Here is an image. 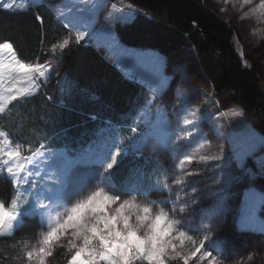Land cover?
<instances>
[{
	"label": "rangeland",
	"instance_id": "rangeland-1",
	"mask_svg": "<svg viewBox=\"0 0 264 264\" xmlns=\"http://www.w3.org/2000/svg\"><path fill=\"white\" fill-rule=\"evenodd\" d=\"M12 2L0 0V7L7 9L2 5ZM83 2L86 1L65 0L62 8L52 6L73 37L74 14H81L83 10L96 12L95 7L99 4L102 6L100 12L95 13L98 18L93 28L100 22L125 25L138 13L124 0ZM214 2L219 15L237 29L240 36L264 41L261 0ZM29 3L39 4L41 0H15L19 7L7 10H19ZM63 8L68 13L63 15ZM85 18L87 15L83 20H87ZM68 45L69 39L65 37L54 51H64ZM233 45L243 57L238 38H234ZM142 54L136 58L139 60L137 73L144 77L139 82L149 94L143 100L144 107L140 109L132 131L135 133L138 127L143 138L123 130L127 129L124 126L120 127V131H125L123 135L115 136L119 127L109 125L105 141L112 142L99 143L100 139L99 142H89L87 150L74 149L79 148L81 142L75 145L65 143L63 148L52 150L43 146L38 153L25 157L26 148L21 143L24 138L10 137L4 130L5 133L0 131V176L9 167L15 172L19 165L24 166L20 175L25 180L13 183L18 191L17 200L23 205L34 197L42 227L41 234L24 255V264H48L52 255L38 256L41 247L50 248L52 254L62 249L70 259L75 249L70 250L69 241L82 244V239L73 237L71 227L51 245L45 246L44 238L57 225L58 218L61 223L66 219L68 209L101 187L109 195H122L117 204L110 205L113 211L127 200L141 208L144 205L152 207V216L163 210L169 219L175 220L178 219L175 209H184L179 216L187 218L185 226L174 225L172 230L173 243L180 255L174 258L171 254L166 264H184V257H188V264H230L244 258L250 249L264 247V123L235 104L230 93L218 90L207 81L191 55L176 53L167 57L158 51ZM44 65L42 77L38 72H28L27 69L35 70L37 65L19 63L9 44L0 47V115L13 100L36 94L42 81L57 80L60 64L50 58ZM14 142L18 143L17 147L12 146ZM138 146L142 159L135 162L130 180L112 178V182L107 167L112 157L124 160ZM17 152L19 155H8ZM205 156H220L221 159L202 160L201 157ZM7 174L10 180L14 179ZM217 180L220 183H216ZM194 187L196 192L192 191ZM154 193L158 194L157 197L150 196ZM125 211L135 213L137 208ZM20 221L17 213L12 228L0 231V237L11 236ZM132 222H135L134 215ZM163 223L161 221V226ZM233 225L236 231L245 235L235 237L231 242L224 230L232 229ZM209 227L210 231L207 230ZM189 228L192 230L188 231ZM180 232H184L183 237ZM197 248L199 252H196ZM29 252L33 253L31 257ZM209 252L210 256L207 255Z\"/></svg>",
	"mask_w": 264,
	"mask_h": 264
},
{
	"label": "trees",
	"instance_id": "trees-1",
	"mask_svg": "<svg viewBox=\"0 0 264 264\" xmlns=\"http://www.w3.org/2000/svg\"><path fill=\"white\" fill-rule=\"evenodd\" d=\"M60 1L41 0L19 10L0 7V47L9 44L19 63L33 66L52 58L61 67L55 82L42 81L36 94L12 102L0 115V131L10 137L24 138L21 143L26 148L25 157L43 146L48 150L59 149L65 143L81 142L74 149L87 150L89 142H99V139V143L112 142L105 141L108 126L119 127L115 136L123 135L122 126L131 132L133 113L147 96L144 87L123 78L91 46L75 44L70 38L69 48L54 51L59 41L70 34L57 24L52 10ZM124 1L138 10L130 25L119 29L125 44L154 49L167 57L176 53L191 55L207 81L218 90L230 93L235 104L264 123V41L240 36L219 15L214 0ZM234 38L242 44L243 57L233 45ZM16 145L14 142L12 146ZM139 149L140 146L124 160L116 158L117 162L109 170L112 182V178L130 180L135 162L142 159ZM9 181L4 172L0 176V203L8 201L6 210L12 208V201L17 198V190ZM41 232L36 212L22 215L15 232L0 237V264H24V255ZM224 233L231 242L245 235L236 231L234 225ZM245 255L230 264H264V247L256 246ZM68 259L65 251L59 249L48 264H67Z\"/></svg>",
	"mask_w": 264,
	"mask_h": 264
},
{
	"label": "snow or ice",
	"instance_id": "snow-or-ice-1",
	"mask_svg": "<svg viewBox=\"0 0 264 264\" xmlns=\"http://www.w3.org/2000/svg\"><path fill=\"white\" fill-rule=\"evenodd\" d=\"M249 0H245L248 3ZM7 9H12L15 0L12 3H4L2 5ZM260 7L264 9V0H261ZM63 47V46H61ZM44 64H37L36 69L29 68L28 72H38L44 76ZM49 70L51 63L49 62ZM15 99V97H12ZM11 155H19V153H8ZM119 155V153H117ZM202 160L214 159L220 160V156L201 157ZM116 156L112 157V162L107 165L108 169H112L116 163ZM24 166H18L17 171H13L11 167L7 172L14 178L9 181L19 184L21 180H25L23 175ZM27 183V181H25ZM220 183V181H215ZM193 192L197 189L194 187ZM120 194L109 195L108 192L101 187L99 190L92 191L86 199L75 203L65 213L66 219L61 223L57 221V225L52 227L44 238V245L48 246L54 240H58L64 235L68 228L73 229V237L82 239V244H77L75 240H70V250L75 249L71 254L67 264H166L168 257L174 254V258L180 255L176 251V245L173 243L175 237L172 234L174 225L184 227V216H179L184 209L176 208L175 211L178 219L171 220L168 213L161 210L158 214L152 216V207L144 205L142 208L138 205L124 200L114 211L110 209V205L117 204L121 200ZM70 199V198H69ZM8 201L4 200L0 203V231L11 229L13 221L17 219L16 202L12 201L13 208L11 211L6 210ZM31 206V202H28ZM166 206V205H165ZM137 208L135 213L126 212V209ZM22 214V213H20ZM135 216V222H132V216ZM161 221H164L161 226ZM192 229L189 228L188 231ZM208 231L211 230L209 227ZM180 236H184V232H180ZM200 249L197 248L196 252ZM32 252L28 253L31 257ZM38 256L52 255L50 248L41 247ZM195 255V252L193 253ZM211 255V253H207ZM184 264H188V257H184Z\"/></svg>",
	"mask_w": 264,
	"mask_h": 264
},
{
	"label": "crops",
	"instance_id": "crops-1",
	"mask_svg": "<svg viewBox=\"0 0 264 264\" xmlns=\"http://www.w3.org/2000/svg\"><path fill=\"white\" fill-rule=\"evenodd\" d=\"M64 1L65 0L60 1L59 3H57V5L60 7L63 6ZM85 1L93 2L95 0H85ZM86 2H83V3L87 4ZM101 6H102L101 4L97 5L95 7L96 8L95 11L96 12L99 11V8H101ZM96 12L91 11L88 13L87 10H83L81 14H74L75 19L72 22V26H73L72 29H73L75 37L69 34L68 36L69 45L64 50L69 48L70 42H71L70 38L72 39V42H74L75 44H85V45L93 47L98 53H100L108 61V63L111 66H113L121 74L123 78H125L126 80L130 82H134L144 87L147 91V96H148L149 94L148 89L144 86V84L139 82V80H142L141 78H144V77H140L139 74L137 73V70H138L137 66L139 64V60H137L136 58H138L139 55H143L142 53H147L148 51H157V50L150 49V48L130 46V45L125 44L121 40V37L119 35V29L121 28L123 29L129 26L132 20L131 22L125 25H122V24L121 25L120 24L110 25L109 23L106 24L105 22H100L98 24V27L93 28L95 26L94 24L95 20H97L96 18H98V16L95 14ZM61 13L64 15L65 13H68V12L65 8H63ZM54 14L56 17L57 24L62 26V28H64L65 30H69L68 28H66V26H64L62 20L60 19L61 17L58 16L56 12H54ZM86 15H87V18L85 19L87 20H83L84 17H86ZM142 63H144L143 60H142ZM31 96L32 95L26 96V97H19L13 100L12 102L16 100L27 99ZM142 104L138 106L135 112L133 113L131 128L136 127L135 121H137L136 119L138 117L140 109L144 107L142 106ZM149 111L152 112L151 107ZM139 130L140 129L137 127L135 134L141 138L142 137L141 135H143V133L140 132ZM30 202H31V206L29 205V203L20 205L17 201L16 202L17 213L21 215L20 213L29 214L35 211L37 209V206H36L34 197H32ZM20 207L22 208L21 210H20Z\"/></svg>",
	"mask_w": 264,
	"mask_h": 264
}]
</instances>
